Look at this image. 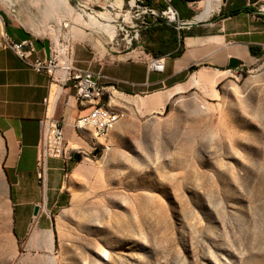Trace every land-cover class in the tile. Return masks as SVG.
<instances>
[{
  "label": "rangeland",
  "instance_id": "1",
  "mask_svg": "<svg viewBox=\"0 0 264 264\" xmlns=\"http://www.w3.org/2000/svg\"><path fill=\"white\" fill-rule=\"evenodd\" d=\"M8 1L0 0V44L8 24L10 35L25 32L55 51L60 28L69 55L76 35L78 47L93 37L101 49L117 50L136 29L139 45L159 18L142 6L156 15L165 8L161 0L132 8L120 1V13L130 16L111 22L115 48L87 13L105 17L116 1L66 0V8L56 0L48 12L47 0ZM215 75L160 107L147 106L144 95L111 99L126 117L108 122L104 139L92 131L64 137L70 156L79 157L65 178L70 199L53 218L50 253L17 245L0 176V264H264V60Z\"/></svg>",
  "mask_w": 264,
  "mask_h": 264
},
{
  "label": "crops",
  "instance_id": "2",
  "mask_svg": "<svg viewBox=\"0 0 264 264\" xmlns=\"http://www.w3.org/2000/svg\"><path fill=\"white\" fill-rule=\"evenodd\" d=\"M113 1L123 3L125 0ZM170 1L177 4L180 19L189 25L175 27L181 32L178 37L181 53L159 56L164 62L161 72L148 67L153 56L144 49L145 44L148 45L146 34L140 38L139 45L134 44L137 39H132L130 44L117 50L111 46L101 49L93 44V37L89 47L75 45L80 41L76 38L78 35L72 40L71 65L102 76V97L97 103L104 104L107 96L110 105L111 99L123 103L128 96L136 99L144 95L149 97L147 106L151 103L160 107L183 90L210 85L218 77L215 72L227 71L231 58L238 61L235 70L253 60H264V0H167L169 4ZM243 7H250L252 11L228 14ZM220 13L225 15L218 16ZM7 25L4 27L6 38L0 44V176L7 190L12 234L17 245L24 252L50 253L53 218L68 205L65 178L75 162L48 157L43 182L36 176L39 142L49 115L44 99L49 94L55 102L53 114L63 124L64 137L70 131L75 134L74 120L89 107L87 103L85 107L79 105L70 88L51 85L46 73L36 72L20 60L7 47L6 39L20 41L29 37L25 32L10 35ZM95 36L99 37L97 33ZM106 36L116 48L115 34L114 38ZM31 41L37 57H50L51 47L47 41ZM250 47L254 54L250 53ZM191 67L195 69L190 71ZM199 74L206 80L199 79ZM56 87L60 92L53 100ZM35 206L38 210L34 213Z\"/></svg>",
  "mask_w": 264,
  "mask_h": 264
},
{
  "label": "built area",
  "instance_id": "3",
  "mask_svg": "<svg viewBox=\"0 0 264 264\" xmlns=\"http://www.w3.org/2000/svg\"><path fill=\"white\" fill-rule=\"evenodd\" d=\"M165 8L159 15H156L153 9L143 7L145 12L161 18L166 23H176L178 27H181L182 21L178 22V12L171 6L167 0H163ZM128 6L138 7L144 3V0H128ZM128 13V12H127ZM129 17V16H128ZM128 27V26H127ZM128 28H133L128 27ZM135 28V25H134ZM127 34V31H125ZM133 35L129 37L126 43L130 44L132 39H137L136 29L132 30ZM7 47L25 64L31 67L36 72H44L50 78L51 85L60 84L70 88L73 91V95L77 103L83 107L87 103L88 110L86 113L78 116L72 125V128L76 135L84 134L86 131H92L95 139H104V126L108 125L109 120H116L126 117V111L111 107L109 105V99L107 96L104 104H97V100H94V92L96 90H102V84L100 74L92 73L87 70H80L71 65V63H59L58 53L56 50L52 51L50 57L47 59H41L36 56V50L31 39H24L20 41H14L6 39ZM164 62L163 58L151 57L148 61V67L156 72L163 70ZM105 78V77H104ZM107 83L112 84L111 81L107 80ZM77 91H86V98H77ZM105 95H103L104 97ZM46 107H48V118L46 121V128L42 133L38 156L36 161V176L42 183L45 175V161L48 157L61 158L64 161L71 159L70 150L64 139L63 124L60 119L55 118L54 101L50 99V95L44 99ZM78 119H86V126L84 128H77Z\"/></svg>",
  "mask_w": 264,
  "mask_h": 264
},
{
  "label": "bare ground",
  "instance_id": "4",
  "mask_svg": "<svg viewBox=\"0 0 264 264\" xmlns=\"http://www.w3.org/2000/svg\"><path fill=\"white\" fill-rule=\"evenodd\" d=\"M48 1V7H47V9L45 10V12H48V11H50L52 8L53 9H55V6H56V4H57V1L56 0H47ZM61 3H62V5L63 6H65L66 8L68 7V2H66V0H59ZM206 1H208V0H206ZM120 1H119V3H117V2H110L109 4H107V6H108V8H107V10H108V15L107 16H103V15H99V14H95V13H93V14H90V13H87L88 15H87V19H88V21H87V23L88 24H90V25H93V26H99V27H101V28H104V31H106V32H104V33H106V34H108L109 35V37L111 36V37H113L112 35L114 34V29H115V27H114V25L113 24H111V22H116L117 21V17L118 16H120V15H123L124 16V20H125V18H127L128 17V13H127V11L124 13V14H122V13H120V11H121V8H120ZM7 4L9 5L10 4V2L7 0ZM62 6V7H63ZM80 6L81 7H83V8H85L84 7V4L82 3V4H80ZM60 7V6H59ZM208 7V6H207ZM57 9V8H56ZM55 9V10H56ZM59 9V8H58ZM63 9H64V7H63ZM68 10H70V9H68ZM67 10V11H68ZM72 10V9H71ZM53 11V10H52ZM57 12V11H56ZM63 13V12H62ZM61 13V14H62ZM47 14V13H46ZM48 14H50V13H48ZM47 14V15H48ZM53 14H55L54 13V11H53ZM52 14V15H53ZM60 14V13H59ZM76 14V13H75ZM64 15V14H63ZM56 16V15H55ZM130 16V15H129ZM53 17V16H52ZM56 18V17H55ZM65 18V17H64ZM77 19L80 21L81 19H82V15H79V14H77ZM77 19H76V21L75 22H77ZM51 20V19H50ZM49 20V21H50ZM62 20H64V19H62ZM66 20V19H65ZM83 20V19H82ZM105 21L106 23H102L101 21ZM59 21V20H58ZM60 22V21H59ZM58 22V23H59ZM57 23V24H58ZM78 23V22H77ZM82 24H83V21H82ZM126 25L128 24V23H125ZM124 24V25H125ZM1 25H2V20H1V18H0V27H1ZM59 25V24H58ZM63 27H65L66 25H64V24H61ZM132 27V26H131ZM57 30H59V35H58V37L57 38H55V45H54V47H55V50H56V52L58 53V55H60V53H62V55H63V58H64V63H69V60H70V56H69V54H68V45H69V35L68 34H66L65 32H62V30L60 29V28H58ZM73 33V32H72ZM119 37V36H118ZM114 38V37H113ZM113 40V39H112ZM115 41V40H114ZM119 42V41H118ZM125 42V41H124ZM125 45V44H124ZM102 91H103V89L102 90H96V92H94V100H97V101H100V99H101V97H102ZM59 92H60V88H54V92H53V100L58 96V94H59ZM77 98H86V91H77ZM97 104H102V103H97ZM111 120H109L108 122H110ZM84 126H86V119H80V120H78L77 121V128H84ZM104 128H105V126H104Z\"/></svg>",
  "mask_w": 264,
  "mask_h": 264
},
{
  "label": "trees",
  "instance_id": "5",
  "mask_svg": "<svg viewBox=\"0 0 264 264\" xmlns=\"http://www.w3.org/2000/svg\"><path fill=\"white\" fill-rule=\"evenodd\" d=\"M170 4L177 10V4L174 1H170ZM252 11L250 7H243L241 9H233L228 14H234L239 11ZM191 12L187 15H190ZM225 13H220L218 16H223ZM181 18V15H180ZM212 19H215L213 17ZM146 36L148 37V45L144 49L146 52H149L153 57H159L169 53L171 56H179L181 50L178 47V37L181 36L180 30H176V28L162 19L156 18L150 22V27L145 31ZM250 53L254 54L253 48L250 47ZM195 67H191L189 70H194ZM71 160L76 162L77 160Z\"/></svg>",
  "mask_w": 264,
  "mask_h": 264
},
{
  "label": "water",
  "instance_id": "6",
  "mask_svg": "<svg viewBox=\"0 0 264 264\" xmlns=\"http://www.w3.org/2000/svg\"><path fill=\"white\" fill-rule=\"evenodd\" d=\"M187 25H189L188 22H183V23L181 24V27H183V26H187ZM237 64H238V61H237L236 59H232V58L229 59V60H228V69H234V68H236V67H237ZM71 157H72V159L77 160L78 157H79V155H78L77 153H73ZM37 210H38V207L35 206V207H34V213H35Z\"/></svg>",
  "mask_w": 264,
  "mask_h": 264
}]
</instances>
